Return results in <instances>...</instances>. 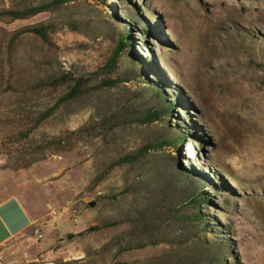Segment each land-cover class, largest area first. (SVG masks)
Masks as SVG:
<instances>
[{
	"label": "rangeland",
	"instance_id": "rangeland-1",
	"mask_svg": "<svg viewBox=\"0 0 264 264\" xmlns=\"http://www.w3.org/2000/svg\"><path fill=\"white\" fill-rule=\"evenodd\" d=\"M49 1L0 0V16ZM0 20V199L36 209L52 241L28 255L12 239L6 264H264V0H72ZM38 23L48 41L15 34Z\"/></svg>",
	"mask_w": 264,
	"mask_h": 264
},
{
	"label": "trees",
	"instance_id": "trees-1",
	"mask_svg": "<svg viewBox=\"0 0 264 264\" xmlns=\"http://www.w3.org/2000/svg\"><path fill=\"white\" fill-rule=\"evenodd\" d=\"M71 1L72 0H51L48 3L38 5V6H26V7L20 8V9H11V10L10 9H4L1 12L0 17L3 21L4 20L5 21H14V20H19V19H27V18L33 17L39 13L48 11L52 7H59V6L64 5L68 2H71ZM52 31H53L52 24H50V23H38L35 25L23 27V28L17 30L15 34L16 35H26V34L32 35V36H35V37H37L40 40L45 42V41H48V37H49L50 33H52ZM131 44H132V42H131V38H130V33L125 32V34L120 38V40L118 42V45L114 51V56H117L125 48H128L129 46H131ZM113 68H114V58H112L108 62V65L106 66L105 69H102L98 72L89 74L87 77H79V78L75 79L74 85L71 87L69 93L66 94L62 98V100H67L69 98L77 97L80 94L82 87L88 81L99 77L101 74H103V72L105 70L111 71ZM150 74L151 73H150L149 66L142 65L140 67L139 72H138L139 76L148 79ZM66 81H67V77L48 78L46 80L40 79L38 81V85L40 87H42V86H56L62 82H66ZM118 81L119 80H117V79H107V80H104L103 84H104V86H113V85H116V83H118ZM158 82H159V80H158ZM159 83L156 84L153 81L151 82V84L154 86V88H156V91H158L159 94H163V87ZM173 108H174V104L171 101L167 100L164 104V110H162V111L170 112ZM160 115H161L160 112H153L151 114H148L144 118H142L140 121L143 123L153 122V121H156L158 119V117H160ZM180 137L181 138H177V140L181 141L182 139L185 138L184 136H180ZM143 152H144V149L139 150L137 153L120 157L118 160L113 162L112 167L118 166V165H121L124 163L133 162L136 159H138V157H140V155H142ZM196 218H197V216H196ZM197 220L201 221V218L198 217ZM101 228H103V226L89 228L88 230H85V231L79 233L78 236H82V235H84V233H87L89 231H96V230H99Z\"/></svg>",
	"mask_w": 264,
	"mask_h": 264
},
{
	"label": "crops",
	"instance_id": "crops-1",
	"mask_svg": "<svg viewBox=\"0 0 264 264\" xmlns=\"http://www.w3.org/2000/svg\"><path fill=\"white\" fill-rule=\"evenodd\" d=\"M41 220L37 210L30 208L20 197L8 195L0 199V264H6L2 248L14 238L22 239L23 249L28 255L48 251L52 241L38 242L34 236V231L39 230ZM59 221L60 219L57 222ZM57 224L48 223L42 226L44 229L42 233L45 234L53 229L55 238L62 236L64 231L60 228V224Z\"/></svg>",
	"mask_w": 264,
	"mask_h": 264
},
{
	"label": "built area",
	"instance_id": "built-area-1",
	"mask_svg": "<svg viewBox=\"0 0 264 264\" xmlns=\"http://www.w3.org/2000/svg\"><path fill=\"white\" fill-rule=\"evenodd\" d=\"M47 209H48L49 215L53 218H56L60 214V212L56 208H53L51 205H49ZM34 235L37 240L42 239V235L37 230L34 231Z\"/></svg>",
	"mask_w": 264,
	"mask_h": 264
},
{
	"label": "water",
	"instance_id": "water-1",
	"mask_svg": "<svg viewBox=\"0 0 264 264\" xmlns=\"http://www.w3.org/2000/svg\"><path fill=\"white\" fill-rule=\"evenodd\" d=\"M89 206L90 207H93L94 206V203L93 202L89 203Z\"/></svg>",
	"mask_w": 264,
	"mask_h": 264
}]
</instances>
